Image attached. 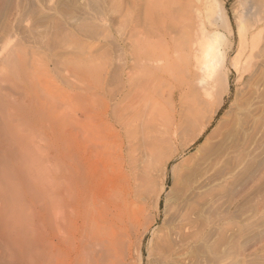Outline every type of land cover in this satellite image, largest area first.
Instances as JSON below:
<instances>
[{
	"label": "rangeland",
	"instance_id": "1",
	"mask_svg": "<svg viewBox=\"0 0 264 264\" xmlns=\"http://www.w3.org/2000/svg\"><path fill=\"white\" fill-rule=\"evenodd\" d=\"M17 1L14 18L0 0V39L11 40L9 54L0 53V252L6 236L15 238L8 221L19 214L21 264H91L96 257L103 264H264V0ZM215 35L223 60L210 81L196 66L195 41ZM129 102L163 116L152 130L161 152L147 163L146 186L127 195L129 208L116 217L105 202L114 163L102 155L101 136L115 122L113 108ZM95 108L99 130L97 115L88 114ZM74 116L85 127L77 129L90 180L82 197L89 213L99 209L110 222L101 246L80 231L65 240L53 233L55 185L65 202L74 197Z\"/></svg>",
	"mask_w": 264,
	"mask_h": 264
},
{
	"label": "bare ground",
	"instance_id": "2",
	"mask_svg": "<svg viewBox=\"0 0 264 264\" xmlns=\"http://www.w3.org/2000/svg\"><path fill=\"white\" fill-rule=\"evenodd\" d=\"M7 1H8V4L10 6H12L13 9H15L16 16L14 18L18 17L19 12H20L18 10V8H19L18 7V1L17 0H13V1L7 0ZM213 2L215 3V1H213ZM9 15H10V13H9ZM241 21H239L237 24L238 25L237 26V34L239 35V37H243L244 32H245L244 25ZM7 23H9V21H7ZM221 25L223 27L226 26L229 30V24L226 22V20H223L221 22ZM221 37H222L221 35H215L213 37V40L208 41L204 37L199 36L196 38V41H195V44L197 45L196 51H194L195 52L194 53V60H195L196 66H197L198 70L202 72V75L207 80H210V81L212 79H214V77L216 76V74L218 72L219 67L222 66L223 52L219 48V41H220ZM10 41L11 40H9L8 38L4 41L0 39V53L3 51V52H6L7 54H9L7 51V48L10 45ZM240 64H241V60H239L238 57H236L232 60L233 67L238 68V67H240ZM1 89H0V91H1ZM2 94L3 93H1V95ZM1 95H0V99L3 96V95L2 96ZM205 96H210V89L209 88L205 90ZM124 97H125V95H124ZM2 102L3 101H1L0 103H2ZM3 104H4V102H3ZM132 104H133L132 102H129V103L121 105L120 107L113 108L111 115H112V118L114 119L115 122L113 124H110V127L108 128L107 134H105V135L103 134L101 136V139L103 142V149H104V154H102V155H103L106 162L114 163L113 164V170L114 171L112 170L113 176L110 177V180H109V192L107 194V197L105 198L107 211L109 212V214L111 213L110 214L111 216L112 215L118 216L119 214H124L122 212L128 206L127 204L129 203V201H128L129 197L128 196L130 194H134V193L137 194L138 191L142 190V188L144 186H146V181H148L147 180V178H148L147 163L148 164L151 163V160L155 156H157V154L159 155V153L161 152L160 147H158L159 144L157 142L156 136L152 135V133H154V132H152V130L153 131L156 130L155 128H156V126H158L156 124L160 125V123H158V120L160 119V116H162V115H160V112H156V109L152 106L148 107V108L145 107V109L143 111L141 109H138L137 106L132 107ZM0 106H2V104H0ZM31 107H32V105H31ZM146 108L148 110H146ZM86 113H87V110H86ZM89 113H91V117H94V115H97L96 117H94V119L97 122L96 127H98V130H99V128L101 127V125H99V122H98L100 119V117H99L100 110L98 108L90 109V110H88V114ZM4 115H6V114H4ZM4 115H3V117H4ZM30 115H31V112H30ZM0 116H2L1 108H0ZM32 117L33 116L31 115V119H32ZM165 117L166 116H164V118ZM6 118H8V117H6ZM17 119H19V118H17ZM21 119H23V118H21ZM1 120L3 121V118L0 117V133H1V130L3 131V129H5V128H2V126H1ZM6 121H7V119H6ZM8 121H10V119H8ZM14 121H16V120L14 119ZM19 121H20V119H19ZM5 122H2V123H5ZM6 123L8 124V122H6ZM78 123H80V125H82V126L79 127ZM83 124L84 123L82 122V119L79 121L74 116L72 118V121H71L70 135H69L71 137V140H70V142H71V153H70V157H69L70 174H71L70 187H71V192L73 193L74 197H71V195H70V201L65 202L62 199L61 194L59 193V190L61 191V187H62L61 184H59L58 186L55 185V192H54V198H53L54 213L52 214L53 215L52 216L53 217V221H52L53 225L52 226H53V233L56 235L57 239H60V240L61 239H64V240L67 239V235L68 234L70 235L69 231H75V232L80 231V234H83V235L88 234L89 235L88 238L90 239V241L92 243L97 244L100 241V238L102 237V233H105V232L109 233L111 227L109 229L108 224H110V222H107L108 220H106V218L102 215V213L99 209L96 210L94 213L88 212L89 209L86 208L87 202L85 200L86 195L84 196L85 198L82 197L83 192H85L86 189L88 188V184L90 181L86 177V170H87L85 167L86 165L81 160V157H83V153H84L83 148L81 146H79L78 138H77V129H79V130L82 129L83 131H85V127L83 126ZM21 126H23V125H21ZM3 127H6V126H3ZM158 127H160V126H158ZM168 128H171V126H169ZM9 130H10V127L8 128V131ZM12 130H13V128H12ZM158 130H160V129L158 128ZM161 130H163V129H161ZM17 131H22V130H17ZM164 131H163V133H164ZM9 132H11V131H9ZM165 133H168V132H165ZM21 134L24 135L22 132H21ZM10 135H11V133H10ZM172 137H174V136H172ZM21 138L22 137H20L18 139H21ZM163 138H162V140H163ZM165 138H166V136H165ZM160 139H159V141H160ZM192 139H193V137H191V140ZM162 142H164V141H162ZM22 143H24L23 139H22ZM15 148H17V147H14V149ZM19 148H21V146ZM29 148H31V147H29ZM158 149L160 150V152L158 151ZM26 151H28V150H26ZM18 152H19V150H18ZM30 153H31L30 155H33L32 154L33 152H30ZM96 153H97L96 149H93V151H91L90 158L92 160L96 157V155H95ZM16 154H17V152H16ZM4 155H5L4 149H0V162H1L0 170L4 169V164H3L4 160H1V159H3ZM26 155H27V153H26ZM171 156L172 155H169L168 157H165V159L160 158V160H159L160 169H162L167 164V160ZM15 157H17V156L14 155L13 160L15 159ZM24 158H26V157H24ZM26 160H28V159H26ZM98 161H100V158L95 159L94 164H98ZM19 163H23V162L21 161ZM8 164L9 163H7V165ZM12 165H14V164H12ZM23 168H24V166H23ZM25 169H26V166H25ZM8 171H9V169H8ZM5 177H7V175H5ZM9 178H10V176H9ZM95 180H97L98 185L101 183L100 177H99V180L98 179H95ZM10 181H12V180H10ZM55 183H58V182L56 181ZM0 185H2L1 181H0ZM6 185L7 184H5V186ZM27 187H29V186H27ZM4 188H6V187H4ZM7 189H9V188H7ZM14 189H16V188H14ZM161 189H162V185L160 186V190ZM155 196H157L155 199L159 198L158 193H156ZM94 198H96V197H94ZM69 202L71 203V208H72L71 211H68L67 206H66V205H68ZM72 204H73L74 208L72 207ZM2 208H4V205ZM128 208H129V206H128ZM21 210L22 209H20V211ZM13 212L15 213L17 211H13ZM13 212L11 211L10 213L13 214ZM6 213H8V212H6ZM17 213H19V212H17ZM22 213H23V211H22ZM115 216H114V218L117 217V216L116 217ZM19 217H21V216L18 214V216L16 217V221H14L13 218H11V221L10 220L8 221V223L14 227L15 238L13 241H9V238L6 236V241L4 243H2V251L1 252H3V253H2V258L0 259V262H2L3 264H21L20 258H19V253L17 251L18 246H19V240L17 238H18V233H19L18 230H19V226H20L17 218H19ZM184 220L187 221V218L186 219L183 218V220L180 222L186 226L188 222H184ZM78 221H80V222L78 223ZM5 222H4V225H5ZM7 229H5V231ZM31 230H33V229H31ZM0 231H1V229H0ZM3 231H4V229H3ZM62 242H63V240H62ZM82 243H83V241H82ZM98 244H99V246H101L100 243H98ZM92 245H94V244H92ZM57 249L60 250L59 246L57 247ZM38 252H40V251H38ZM165 257H167V256H165ZM60 258H62V257H60ZM99 261H101V260L96 257V258L90 260L89 262L91 264H103V261L101 263ZM85 262H87V261H85ZM66 263L67 264L69 263L68 259H66Z\"/></svg>",
	"mask_w": 264,
	"mask_h": 264
}]
</instances>
